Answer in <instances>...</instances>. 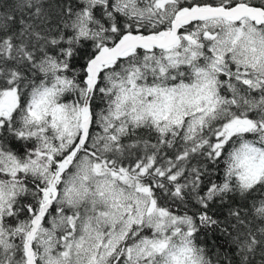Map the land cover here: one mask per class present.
Wrapping results in <instances>:
<instances>
[{
	"label": "snow or ice",
	"instance_id": "obj_1",
	"mask_svg": "<svg viewBox=\"0 0 264 264\" xmlns=\"http://www.w3.org/2000/svg\"><path fill=\"white\" fill-rule=\"evenodd\" d=\"M0 264H264V0H0Z\"/></svg>",
	"mask_w": 264,
	"mask_h": 264
}]
</instances>
